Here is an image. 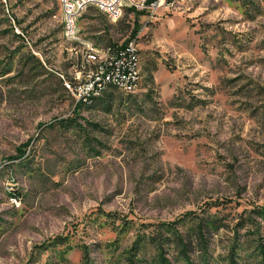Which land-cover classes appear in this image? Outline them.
Here are the masks:
<instances>
[{
    "label": "rangeland",
    "instance_id": "rangeland-1",
    "mask_svg": "<svg viewBox=\"0 0 264 264\" xmlns=\"http://www.w3.org/2000/svg\"><path fill=\"white\" fill-rule=\"evenodd\" d=\"M260 1L90 6L68 40L59 0H0V264H264ZM131 40L139 88L80 96Z\"/></svg>",
    "mask_w": 264,
    "mask_h": 264
},
{
    "label": "built area",
    "instance_id": "built-area-1",
    "mask_svg": "<svg viewBox=\"0 0 264 264\" xmlns=\"http://www.w3.org/2000/svg\"><path fill=\"white\" fill-rule=\"evenodd\" d=\"M114 0H59V5L63 18L64 35L68 40H79V19L83 12L90 6H95L103 12L112 22H117V10L110 9V2ZM132 1L134 11L146 12L152 10L155 6L163 4L165 0H121ZM264 3V0L260 1ZM90 48L92 43L89 42ZM110 70L125 71V78H116L118 80V89L124 93L130 94L139 88L140 70L139 55L134 40L127 42L121 46H117L111 51V65H102L99 76H94L89 80V84L85 85V91L80 96L85 99V93L88 90L99 89L103 86V79L109 78ZM69 86V85H68ZM70 87V86H69Z\"/></svg>",
    "mask_w": 264,
    "mask_h": 264
},
{
    "label": "bare ground",
    "instance_id": "bare-ground-1",
    "mask_svg": "<svg viewBox=\"0 0 264 264\" xmlns=\"http://www.w3.org/2000/svg\"><path fill=\"white\" fill-rule=\"evenodd\" d=\"M165 1H172V0H165ZM174 1H194V0H174ZM121 3H122L121 0H114V1L110 2V7L114 9L116 6H119ZM128 4H129V6L134 8L132 1H128ZM262 5L264 8V3H262ZM96 49L97 48H93V47L89 48L88 59H90L91 62L97 61V53H96L97 50ZM102 65H111V55L110 54H109V58ZM102 65H100L99 69H97L96 73H94V76H99V74L101 72ZM116 78H125V71L110 70L109 71V78L103 79V86L100 87L99 89L88 90L85 93V100H87V99L89 100L93 97H97L105 89H107L109 85L118 88V80H116ZM87 84H89V81L85 85H87ZM68 85L70 86L69 83H68Z\"/></svg>",
    "mask_w": 264,
    "mask_h": 264
},
{
    "label": "trees",
    "instance_id": "trees-1",
    "mask_svg": "<svg viewBox=\"0 0 264 264\" xmlns=\"http://www.w3.org/2000/svg\"><path fill=\"white\" fill-rule=\"evenodd\" d=\"M129 9H133L134 10V8L133 7H129ZM136 31V30H135ZM116 47L117 46H110L109 48H108V51L110 52L109 54L111 55V51L112 50H115L116 49ZM108 87H111V85H109ZM114 87V86H113ZM95 98V97H94ZM93 99V98H92Z\"/></svg>",
    "mask_w": 264,
    "mask_h": 264
}]
</instances>
